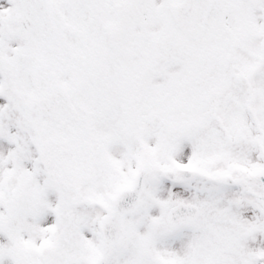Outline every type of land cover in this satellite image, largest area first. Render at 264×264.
Here are the masks:
<instances>
[{
	"label": "snow or ice",
	"instance_id": "1",
	"mask_svg": "<svg viewBox=\"0 0 264 264\" xmlns=\"http://www.w3.org/2000/svg\"><path fill=\"white\" fill-rule=\"evenodd\" d=\"M0 264H264V0H0Z\"/></svg>",
	"mask_w": 264,
	"mask_h": 264
}]
</instances>
